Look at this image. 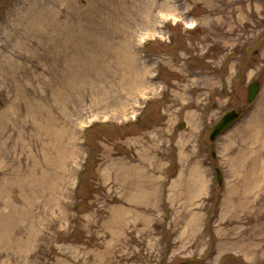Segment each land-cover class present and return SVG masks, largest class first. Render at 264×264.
Returning <instances> with one entry per match:
<instances>
[{
    "label": "rangeland",
    "instance_id": "1",
    "mask_svg": "<svg viewBox=\"0 0 264 264\" xmlns=\"http://www.w3.org/2000/svg\"><path fill=\"white\" fill-rule=\"evenodd\" d=\"M0 264H264V0H0Z\"/></svg>",
    "mask_w": 264,
    "mask_h": 264
},
{
    "label": "water",
    "instance_id": "2",
    "mask_svg": "<svg viewBox=\"0 0 264 264\" xmlns=\"http://www.w3.org/2000/svg\"><path fill=\"white\" fill-rule=\"evenodd\" d=\"M260 88V84L256 81L251 82L247 89V98L246 101L248 103L252 102L253 99L255 98L258 90ZM239 116L238 111L236 110H231L227 112L221 119L220 121L213 127V130L210 133V139L214 140L218 135H220L231 123H233ZM179 127H183V123L179 125ZM214 156V154H213ZM216 176L218 179V182L221 183L222 177H221V172L219 169H216Z\"/></svg>",
    "mask_w": 264,
    "mask_h": 264
},
{
    "label": "bare ground",
    "instance_id": "3",
    "mask_svg": "<svg viewBox=\"0 0 264 264\" xmlns=\"http://www.w3.org/2000/svg\"><path fill=\"white\" fill-rule=\"evenodd\" d=\"M189 170H190L191 173H192V171L196 170V168L193 167V168H190ZM193 180H195V181L197 180V181H198L199 179H198V177H197V178L194 177V178H192L190 181H193ZM197 181H196V183H195V191L197 190V186H198V185H197V184H198ZM199 186H200L201 188H203V187H202V183H199ZM199 186H198V187H199ZM199 189H200V188H199ZM198 191H199V190H198ZM196 193H197V192H195V193L192 192L190 196L192 197V196H193L194 194H196Z\"/></svg>",
    "mask_w": 264,
    "mask_h": 264
},
{
    "label": "trees",
    "instance_id": "4",
    "mask_svg": "<svg viewBox=\"0 0 264 264\" xmlns=\"http://www.w3.org/2000/svg\"><path fill=\"white\" fill-rule=\"evenodd\" d=\"M170 177H171V176H170ZM210 199H211L212 201H214V200L216 201V194H212L211 197H210ZM211 219H212V218H210L209 221H210Z\"/></svg>",
    "mask_w": 264,
    "mask_h": 264
}]
</instances>
